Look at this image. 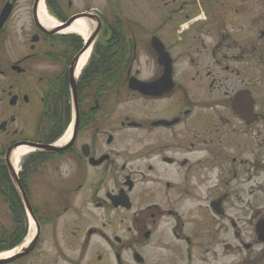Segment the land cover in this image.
<instances>
[{
	"label": "flooded vegetation",
	"instance_id": "1",
	"mask_svg": "<svg viewBox=\"0 0 264 264\" xmlns=\"http://www.w3.org/2000/svg\"><path fill=\"white\" fill-rule=\"evenodd\" d=\"M79 1L0 0V264H264V0Z\"/></svg>",
	"mask_w": 264,
	"mask_h": 264
},
{
	"label": "bare ground",
	"instance_id": "2",
	"mask_svg": "<svg viewBox=\"0 0 264 264\" xmlns=\"http://www.w3.org/2000/svg\"><path fill=\"white\" fill-rule=\"evenodd\" d=\"M39 20L41 23L47 27V28H53L58 25L57 22L53 21L52 19H49L46 12L43 9L42 4L39 6ZM96 21L94 20H88L84 17H79L75 19L72 24H70L68 27L61 30L62 33H69V34H75L80 36L84 41L88 40L89 45L87 44V48L83 50L79 54V57L77 59V64L74 71V78H77L83 67H85L88 64L92 49L95 45V37H94V31L96 28ZM72 134V125H70L64 135L62 136L61 140L58 141L57 145L64 144L68 139L70 138ZM32 149L29 147H19L16 149L12 155V160L14 162V167L16 168L17 164L21 161V159L26 156L29 152H31ZM30 239V236L27 238ZM13 253V251H7L2 254V256L6 257Z\"/></svg>",
	"mask_w": 264,
	"mask_h": 264
},
{
	"label": "rangeland",
	"instance_id": "3",
	"mask_svg": "<svg viewBox=\"0 0 264 264\" xmlns=\"http://www.w3.org/2000/svg\"><path fill=\"white\" fill-rule=\"evenodd\" d=\"M78 4L85 5V6H89V7H94V8H96L100 12H102L103 11V8L105 7V2L103 0H80ZM140 35L142 37H144L141 32H140ZM75 36L79 37V39H81L82 42H83V39L80 36H78V35H75ZM101 39L102 38L99 39L98 43H100ZM258 203L259 204L261 203L260 198L258 200Z\"/></svg>",
	"mask_w": 264,
	"mask_h": 264
},
{
	"label": "water",
	"instance_id": "4",
	"mask_svg": "<svg viewBox=\"0 0 264 264\" xmlns=\"http://www.w3.org/2000/svg\"><path fill=\"white\" fill-rule=\"evenodd\" d=\"M71 23V21H69L66 25H69ZM90 42V41H89ZM89 42H87L86 43V45L82 48V50H81V52L85 49V48H87V44L89 45ZM158 42V41H157ZM159 43V42H158ZM156 49L157 50H159V52H160V46H159V44L156 46ZM135 87H137V86H135ZM138 88V87H137ZM49 149L50 150H56V149H54V148H52V147H49Z\"/></svg>",
	"mask_w": 264,
	"mask_h": 264
},
{
	"label": "trees",
	"instance_id": "5",
	"mask_svg": "<svg viewBox=\"0 0 264 264\" xmlns=\"http://www.w3.org/2000/svg\"><path fill=\"white\" fill-rule=\"evenodd\" d=\"M80 46V40L78 41V47Z\"/></svg>",
	"mask_w": 264,
	"mask_h": 264
}]
</instances>
